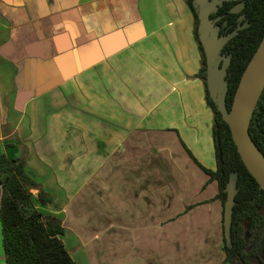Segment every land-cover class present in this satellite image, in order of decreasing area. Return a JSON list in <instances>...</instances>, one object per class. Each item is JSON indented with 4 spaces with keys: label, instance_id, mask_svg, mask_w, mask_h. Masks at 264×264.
<instances>
[{
    "label": "crops",
    "instance_id": "0c3cea01",
    "mask_svg": "<svg viewBox=\"0 0 264 264\" xmlns=\"http://www.w3.org/2000/svg\"><path fill=\"white\" fill-rule=\"evenodd\" d=\"M193 21L184 0H0V152L21 156L14 134L29 148L27 174L59 208L47 214L61 218L75 264H225L218 185L193 160L217 169ZM151 60L177 67L176 81ZM139 61L166 93L159 125L137 126L142 117L120 100ZM93 80L111 94L110 132H56L49 110L35 134L30 110Z\"/></svg>",
    "mask_w": 264,
    "mask_h": 264
},
{
    "label": "trees",
    "instance_id": "16d2710c",
    "mask_svg": "<svg viewBox=\"0 0 264 264\" xmlns=\"http://www.w3.org/2000/svg\"><path fill=\"white\" fill-rule=\"evenodd\" d=\"M196 22L194 37L201 53V68L197 74L204 85L205 101L213 114L212 140L217 164L216 171L194 162L218 185L216 196L224 206L227 186L233 179L235 195L231 210L230 236L223 238L225 264H264V191L244 166L232 140L228 125L222 120L206 86V66L203 48L198 40L197 8L193 0H184ZM240 13H231L235 1L224 2L210 18L220 20V36L234 31L239 25L248 26L228 42L220 54L230 59L227 71L226 106L230 110L241 76L257 51L264 35V0H242ZM244 20L239 22V17ZM3 133L8 135L7 130ZM253 142L264 155V90L249 126ZM19 143V140H15ZM20 144V143H19ZM8 148L14 144H7ZM27 151L18 158H8L0 152V228L5 264H75L65 248L66 233L60 217L46 214L41 207L59 208L42 185L26 171ZM32 191H36V197ZM189 209V208H188Z\"/></svg>",
    "mask_w": 264,
    "mask_h": 264
},
{
    "label": "water",
    "instance_id": "95a60500",
    "mask_svg": "<svg viewBox=\"0 0 264 264\" xmlns=\"http://www.w3.org/2000/svg\"><path fill=\"white\" fill-rule=\"evenodd\" d=\"M197 8L198 40L203 48L206 66V86L208 94L215 104L222 120L228 125L236 150L247 171L255 179L260 190L264 191V155L253 142L249 134V126L258 101L264 90V35L254 56L246 66L238 87L235 91L230 110L226 106L227 81L226 75L230 59L221 55L222 48L235 38L239 31L248 24L239 25L231 33L220 36V27L216 20L210 18L218 8L229 1L239 0H193ZM244 8L241 3L231 9V13H240ZM244 15L239 17V22ZM1 188V187H0ZM233 179L227 186V202L224 205L223 227L224 237L229 240L231 210L234 205Z\"/></svg>",
    "mask_w": 264,
    "mask_h": 264
},
{
    "label": "rangeland",
    "instance_id": "374dc122",
    "mask_svg": "<svg viewBox=\"0 0 264 264\" xmlns=\"http://www.w3.org/2000/svg\"><path fill=\"white\" fill-rule=\"evenodd\" d=\"M194 25L193 28L195 29V20L193 21ZM194 38V37H193ZM195 39V38H194ZM195 43L197 45L196 39ZM201 57V53H200ZM202 58V57H201ZM147 64L151 65L152 72L153 70L159 73H164V75L171 81H176L178 78L177 75L179 74L177 67H175L170 62H164L160 60H151L146 61ZM137 69H141V73L136 74V76L127 77L130 82V88L125 89L123 84L121 85V93H120V100L122 103H127V106H131V112H135L136 116L142 117V122L140 120H136L137 126H150V125H159V121H162L165 116H167L168 111L166 109V102H162L159 104L160 99L162 96L166 95V93H156L154 92V82L156 80L159 81V78L152 73V76L149 75L148 65L144 64V61H139L136 63ZM166 64V67H162V65ZM135 79L140 80L142 82H146V86L144 90L141 88V85H138ZM95 81H89L87 84H84L85 87L82 90H78L77 88H72L71 91L67 89L66 94L63 93L64 99L62 98L60 101L55 102V107L46 110H30L31 117H32V130H34L36 135H40L43 133L45 119L43 116L44 111L53 112L56 116L55 118L62 121L63 118H67L65 122L62 121V125L58 126L56 119L53 123L57 128L56 132H63L67 133V135H77L79 133H87L89 136L92 133L101 131L100 128L105 129L104 131H111V94L108 93H101L96 92L95 89ZM138 85V86H136ZM162 86H167L166 84ZM139 88V89H138ZM164 87H162L163 89ZM141 92H140V91ZM143 90V91H142ZM138 99V100H137ZM65 100V102H64ZM141 102V104H140ZM66 103V105H64ZM154 104H159L156 108H152ZM56 108V110H53ZM135 108V110H134ZM54 118V119H55ZM52 120V119H51ZM103 122V124H102ZM2 130H7L8 125H3ZM12 131V130H11ZM9 131V133H11ZM55 131V130H53ZM13 140H19L17 134L10 136ZM14 140V141H15ZM20 143V144H19ZM15 144L20 149V154L23 155L24 150L27 151L26 156L29 154V148L19 142ZM27 161V160H26ZM34 197H36L37 192L32 191ZM52 209V208H51ZM44 213H48L47 210H50L48 207H41ZM1 237V235H0ZM1 248V242H0Z\"/></svg>",
    "mask_w": 264,
    "mask_h": 264
},
{
    "label": "flooded vegetation",
    "instance_id": "af4514ba",
    "mask_svg": "<svg viewBox=\"0 0 264 264\" xmlns=\"http://www.w3.org/2000/svg\"><path fill=\"white\" fill-rule=\"evenodd\" d=\"M235 2H236L235 6H237V5L241 4V3H243L242 0L235 1ZM235 6H234V7H235ZM234 7H233V8H234ZM233 8H232V9H233ZM238 21H239V20H238ZM219 34H220V33H219ZM224 56H225V55H224ZM225 57H226V56H225Z\"/></svg>",
    "mask_w": 264,
    "mask_h": 264
}]
</instances>
